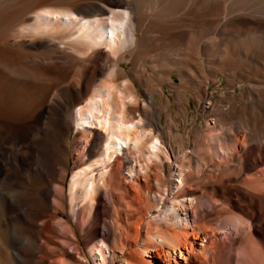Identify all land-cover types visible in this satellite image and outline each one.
I'll use <instances>...</instances> for the list:
<instances>
[{"label":"bare ground","instance_id":"bare-ground-1","mask_svg":"<svg viewBox=\"0 0 264 264\" xmlns=\"http://www.w3.org/2000/svg\"><path fill=\"white\" fill-rule=\"evenodd\" d=\"M218 76L243 84L229 95L240 116L209 92ZM188 92L206 129L177 143ZM173 101L186 107L166 139ZM59 145L75 152L68 193ZM250 165L244 206L200 187ZM206 201L220 223L202 220ZM253 206L264 209V0H0V264H264Z\"/></svg>","mask_w":264,"mask_h":264},{"label":"rangeland","instance_id":"rangeland-1","mask_svg":"<svg viewBox=\"0 0 264 264\" xmlns=\"http://www.w3.org/2000/svg\"><path fill=\"white\" fill-rule=\"evenodd\" d=\"M124 66L125 67H129V63L127 61L124 62ZM237 69H238V66H237ZM232 79H234V77ZM173 80H174L175 84H179L180 77L177 76V75H174L173 76ZM242 85L243 84L241 82H237V81L234 84H230V83H228L225 80L224 77L218 76V77H216L215 82L210 85L209 92L211 91L213 93V95L216 96V97L219 96V95H222L225 98L226 101H228V100L230 101L231 100V98L229 97L230 92H234V93H237L238 95H242V90H241L242 89V87H241ZM163 91H164L165 95L167 94L171 98V100L173 99L174 91L172 90V88L170 86L163 85ZM187 94H188V97H189V108L187 109L188 113H187V116L184 118L185 119L184 127L180 123H178L176 125V130L181 133V137L178 140H176V141H177V143H180V142L181 143H185L186 142V143H190L191 144L194 141H198L199 140L200 133H202L203 131H204L203 133H205V129H206L205 125L207 124V122H206L205 115L201 114L199 112V110H198L199 108L197 107V103H196L195 100H193V93L188 92ZM233 102L231 100L229 103H226L227 107H231L232 104H233V106H235L234 111H230L229 114H231L233 116L234 115H236V116L239 115L240 116L242 114V112H244L242 110L240 111V108H238L239 105H240V102L239 101H233ZM172 105L173 106L171 108L172 109L171 113L170 112H164L162 114V120H163V126L162 127H164L163 131H164V136H165L166 139L167 138L169 139V133H168L167 129L165 128L166 127V123L165 122H166V119H167L168 115L172 114L176 118V120L178 118H182L183 117L182 109L184 107H186V103H184V102L176 104V102L173 101ZM186 121H187V123H186ZM73 136H74V132L69 134V135H67V136H64V138H63L64 140L63 141L66 144H68V146H69V141L73 139ZM62 156L67 157V158L69 157L68 161H63L62 160ZM74 157H75V152H74V147L73 146H71V148L69 147V149H67V148H65V147H63L61 145L58 146V160H60V162L63 161V164H65V166L67 167L68 174H69L68 175V181L66 183L67 193H68V188H69V179H70L71 171H72V168H73V165H74V161H75ZM253 171H254V169L252 168V165H250L248 167L245 166V167H243L242 174H241V176H239L238 180L235 178V174L236 173L234 174V173L230 172L229 176H227L228 179H227V177H225L226 180L224 179L223 181H221L222 183H219V182H216V181L215 182L213 181V183L211 181L210 182L211 184L208 183V182H206V183L201 182L200 183L201 184L200 187L202 189H204V190L210 191L211 188L214 186L212 189L215 188L214 192H215L217 197L223 198V197H227L228 196V199H230L232 204H238L239 203L240 205L244 206L246 203L245 202L242 203V202L244 201L243 198H244V192L245 191H244V189L241 190V188L238 186L239 185L238 182L244 176H246V174L252 173ZM194 179H197V178L194 177ZM229 179H230V181H229ZM222 185H225L227 187V189L223 190ZM104 194L107 195L106 192H104ZM195 194H199V192L195 191ZM205 196H206V193L203 196L204 200H205ZM232 196H233V198H232ZM203 208H204V215H205L211 209L210 203H208L206 201L205 205L203 206ZM253 208H254V213H255L254 236L264 246V216H263V214H264L263 210L264 209L260 211V209L258 210V208H259L258 206H253ZM213 211L214 210L210 211L209 217L205 218L203 216L202 220H206L207 219L209 223L212 222L211 224H216V222L220 223L219 221H222L221 219H222V216H223V211L222 210H220V211L218 210V212L217 211L213 212ZM49 212H52V211L49 210ZM258 219H260V220H258ZM72 221H74V220H72ZM110 229L111 230H110V233H109L110 235L109 236L111 237L110 239H112V236H113L112 227H110ZM77 231H78V235H80V238H82L83 236H82L81 229L79 228ZM262 231H263V233H262ZM222 237H223L222 235L218 236L219 239H222ZM82 240H83V238H82ZM202 243H204V240L199 238L197 240L196 244H197V246L199 248H202L201 247ZM83 247H84V250H85L86 254H88V256L90 257V254L88 253V248L85 246V243L83 244ZM69 250L72 252V248H69ZM73 252H74L75 255H77V253L75 251H73ZM177 260L179 262H183V259L180 258V257H177ZM92 262L94 263L93 260H92ZM172 263H173V261H172ZM119 264H120V262H119ZM155 264H167V263L161 262L159 260H156Z\"/></svg>","mask_w":264,"mask_h":264}]
</instances>
